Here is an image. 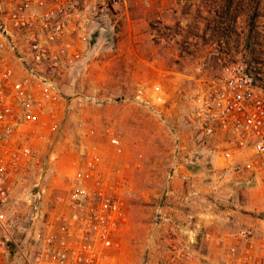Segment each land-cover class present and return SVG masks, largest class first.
<instances>
[{
    "label": "built area",
    "instance_id": "built-area-1",
    "mask_svg": "<svg viewBox=\"0 0 264 264\" xmlns=\"http://www.w3.org/2000/svg\"><path fill=\"white\" fill-rule=\"evenodd\" d=\"M121 1L0 0V251L15 245L20 264H113L120 249L129 223L126 173L81 140L63 187L56 190L51 180L55 148L66 140L62 80ZM223 73L222 83L198 101L194 118L202 145L217 144L225 176H258L264 172V62L240 58ZM80 101L104 103L89 95ZM172 139L149 247H162V264H264V218L233 233L205 230L191 214L185 224L164 228L169 211L182 214L200 195L184 142L176 131ZM108 142L116 155L123 153L119 137L110 135ZM19 222L26 238L21 245L13 240ZM199 238L217 250V263L199 254Z\"/></svg>",
    "mask_w": 264,
    "mask_h": 264
},
{
    "label": "rangeland",
    "instance_id": "rangeland-1",
    "mask_svg": "<svg viewBox=\"0 0 264 264\" xmlns=\"http://www.w3.org/2000/svg\"><path fill=\"white\" fill-rule=\"evenodd\" d=\"M102 28L61 83L69 109L66 140L55 148L52 187H63L81 140L101 148L105 164L121 168L130 182L124 197L128 228L113 264H162V247H149L150 231L176 131L200 194L198 204L179 216L191 214L205 230L228 233L258 226L264 218V172L222 174L221 152L213 143L204 148L194 115L199 99L224 80L226 65L248 57L264 62V0H122ZM84 95L104 103L82 102ZM110 135L121 140L119 156ZM20 226L13 239L19 245L26 239ZM195 248L211 263L219 260L217 250L200 238ZM0 264H20L15 245L0 251Z\"/></svg>",
    "mask_w": 264,
    "mask_h": 264
},
{
    "label": "crops",
    "instance_id": "crops-1",
    "mask_svg": "<svg viewBox=\"0 0 264 264\" xmlns=\"http://www.w3.org/2000/svg\"><path fill=\"white\" fill-rule=\"evenodd\" d=\"M170 217H171L170 222L165 224L166 229H169V228H171L172 226H175V225L176 226L183 225L187 221L184 217H181V216H179L177 214H175V215H173V214L171 215L170 214Z\"/></svg>",
    "mask_w": 264,
    "mask_h": 264
}]
</instances>
